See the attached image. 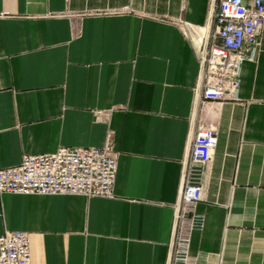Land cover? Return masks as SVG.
Segmentation results:
<instances>
[{"label": "crops", "instance_id": "1", "mask_svg": "<svg viewBox=\"0 0 264 264\" xmlns=\"http://www.w3.org/2000/svg\"><path fill=\"white\" fill-rule=\"evenodd\" d=\"M250 5L253 0H244ZM214 0H0V170L61 147L117 154L114 197L0 194L32 264H168L189 147L212 127L190 264H264V28L236 96L198 101Z\"/></svg>", "mask_w": 264, "mask_h": 264}, {"label": "built area", "instance_id": "2", "mask_svg": "<svg viewBox=\"0 0 264 264\" xmlns=\"http://www.w3.org/2000/svg\"><path fill=\"white\" fill-rule=\"evenodd\" d=\"M206 36L194 41L199 64L198 101L219 103L240 89V70L260 47L264 0H214ZM217 145L212 127H199L190 144L182 176L168 264H190V233L203 226L191 216L203 187L193 181L196 168L210 163ZM117 154L108 141L100 148L61 147L54 154L24 155L19 165L0 170V194L23 196L114 197ZM0 264H32L30 236L5 231L0 237Z\"/></svg>", "mask_w": 264, "mask_h": 264}]
</instances>
